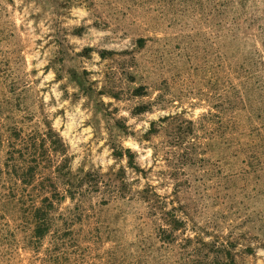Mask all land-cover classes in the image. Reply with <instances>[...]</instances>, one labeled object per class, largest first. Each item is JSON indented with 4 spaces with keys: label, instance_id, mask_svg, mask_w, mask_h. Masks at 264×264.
<instances>
[{
    "label": "rangeland",
    "instance_id": "1",
    "mask_svg": "<svg viewBox=\"0 0 264 264\" xmlns=\"http://www.w3.org/2000/svg\"><path fill=\"white\" fill-rule=\"evenodd\" d=\"M0 264H264V0H0Z\"/></svg>",
    "mask_w": 264,
    "mask_h": 264
}]
</instances>
